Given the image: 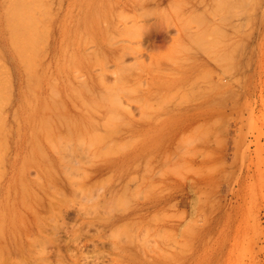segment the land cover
I'll use <instances>...</instances> for the list:
<instances>
[{"label": "rangeland", "instance_id": "rangeland-1", "mask_svg": "<svg viewBox=\"0 0 264 264\" xmlns=\"http://www.w3.org/2000/svg\"><path fill=\"white\" fill-rule=\"evenodd\" d=\"M0 162L48 180L0 261L264 264V0H0Z\"/></svg>", "mask_w": 264, "mask_h": 264}, {"label": "bare ground", "instance_id": "bare-ground-1", "mask_svg": "<svg viewBox=\"0 0 264 264\" xmlns=\"http://www.w3.org/2000/svg\"><path fill=\"white\" fill-rule=\"evenodd\" d=\"M187 1V0H186ZM241 1V0H240ZM171 2H172V0H171ZM232 2V1H231ZM173 3H175V2H173ZM172 3V4H173ZM180 3V2H179ZM237 3V2H236ZM232 4H234L233 2H232ZM170 5V4H169ZM176 5V4H175ZM139 6H141V5H139ZM142 7V6H141ZM144 7V6H143ZM142 7V8H143ZM172 7V6H171ZM175 7V6H174ZM194 7V6H193ZM236 7V6H235ZM166 8V7H165ZM105 9V8H104ZM117 9V8H116ZM159 8H157V10H158ZM162 9V8H161ZM142 10V9H141ZM163 10V9H162ZM117 11V10H116ZM136 11H137V9H136ZM146 11V10H145ZM161 11V10H160ZM97 12H99L98 10H97ZM96 12V13H97ZM143 12H144V10H143ZM147 12V11H146ZM176 12H178V11H176ZM241 12V11H240ZM116 13V12H115ZM119 13V12H118ZM132 13H134V12H132ZM98 14V13H97ZM111 14V13H110ZM147 14V13H146ZM236 14V13H235ZM112 15V14H111ZM228 15V14H227ZM142 16V15H141ZM229 16V15H228ZM134 17V16H133ZM143 17H145V15L143 16ZM236 17V16H235ZM131 18V17H130ZM161 18V17H160ZM146 17L143 19L144 21L143 22H146ZM148 19V18H147ZM159 19V18H158ZM190 19V18H189ZM153 20V19H152ZM242 20V19H241ZM240 20V21H241ZM184 21V20H183ZM192 21V20H191ZM202 21H203V19H202ZM142 22V21H141ZM207 22H209V21H207ZM206 22V23H207ZM212 22V21H211ZM139 23H140V21H139ZM139 23H137V24H135L134 23V25L136 26V28L138 27L137 25L139 24ZM115 24V23H114ZM123 24V23H122ZM203 24V23H202ZM209 24V23H208ZM231 24V23H230ZM140 25H141V27L142 28H138L140 31H138V33L140 32V33H142L141 35H143V36H145V37H141V38H151L152 39V37L154 38V36H156V31L157 30H159L160 29V27L162 26V24H160L159 25V22H157V21H154V22H151L150 20L148 21V22H146V23H140ZM189 25V24H188ZM213 26L215 25V24H212ZM211 25V26H212ZM116 26V25H115ZM219 26V25H218ZM231 26V25H230ZM126 27V26H125ZM199 27V26H198ZM214 27H216V25L214 26ZM238 27H239V25H238ZM237 27V28H238ZM203 28H204V26H203ZM218 28V27H217ZM222 28V27H221ZM142 29V30H141ZM201 29V28H200ZM199 29V30H200ZM205 29V28H204ZM207 29V28H206ZM210 29H211V27H210ZM216 28H214V30H215ZM232 30H233V28H231ZM186 30H188V29H186ZM225 30V29H224ZM239 30V29H238ZM213 31V30H212ZM218 31V30H217ZM221 31V30H220ZM227 31V30H226ZM235 31V30H234ZM236 31H237V29H236ZM235 31V32H236ZM188 32V31H187ZM196 32H198V30L196 31ZM201 32V31H200ZM199 32V33H200ZM209 32V31H208ZM229 32V31H228ZM192 33V32H191ZM198 33V34H199ZM210 33H212V32H210ZM216 33V32H215ZM107 34V33H106ZM189 35H190V33H188ZM197 34V33H196ZM203 34V33H202ZM201 33H200V35H202ZM228 34H231V32L230 33H228ZM232 34H234V32H232ZM239 34V33H238ZM242 34V33H241ZM244 34V33H243ZM139 35V34H138ZM193 35V34H192ZM204 35V34H203ZM246 35V34H245ZM140 36V35H139ZM225 36V35H224ZM188 37V36H187ZM242 37V36H241ZM116 38V37H115ZM189 38V37H188ZM192 38V36L189 38V40ZM204 38V37H203ZM223 39H224V37H222ZM248 38V37H247ZM109 39H110V37H109ZM114 39V38H113ZM151 39H150V42L152 43V41H151ZM157 39V38H156ZM193 39H195V38H193ZM115 40V39H114ZM122 39H120V40H118L117 42H119V41H121ZM139 40V39H138ZM141 40V39H140ZM198 40V39H197ZM218 40V39H217ZM228 40H230V39H228ZM240 40V39H239ZM99 41V40H98ZM107 41L109 42V40L107 39ZM107 41H106V43H107ZM111 41V40H110ZM125 41V40H124ZM123 40H122V42H124ZM144 41V40H143ZM155 41V40H154ZM203 41V40H202ZM206 41V40H205ZM224 41V40H223ZM101 42V41H100ZM136 42V41H135ZM149 42V41H148ZM197 42V41H196ZM209 42H210V39H209ZM213 42V41H212ZM226 42V41H225ZM248 42H250V41H248ZM115 43H116V41H115ZM114 43V44H115ZM191 43H193V42H191ZM217 43V42H216ZM230 43V42H229ZM198 44V43H197ZM202 44V43H201ZM209 44V43H208ZM247 44V43H246ZM101 45H103V44H101ZM113 45V44H112ZM125 45V44H124ZM196 45V44H195ZM227 45V44H226ZM121 46H123V45H121ZM126 46H128V45H126ZM126 46H124V47H126ZM200 46V45H199ZM202 46V45H201ZM213 46V45H212ZM223 46V45H222ZM221 46V47H222ZM229 46V45H228ZM239 46V45H238ZM129 47H130V45H129ZM183 47V46H182ZM181 47V48H182ZM186 47H188V46H186ZM185 47V48H186ZM208 47V46H207ZM224 47V46H223ZM230 47H231V45H230ZM229 47V48H230ZM127 48V47H126ZM176 48V47H175ZM200 48V47H199ZM210 48V47H209ZM215 48V47H214ZM218 48V47H217ZM216 48V49H217ZM111 49V48H110ZM128 49H130V50H132V48H128ZM177 49V48H176ZM184 49V48H183ZM192 49V48H191ZM233 49V48H232ZM238 49H239V47H238ZM113 50V49H112ZM125 50V49H124ZM134 50V49H133ZM132 50V51H133ZM178 50V49H177ZM176 50V51H177ZM186 50H187V48H186ZM212 50V49H211ZM222 50V49H221ZM111 51V50H110ZM115 51V50H114ZM125 51H127V49L125 50ZM125 51H123V52H125ZM135 51V50H134ZM176 51H174V52H176ZM183 51H185V50H183ZM182 51V52H183ZM191 51V50H190ZM214 51H216V50H214ZM181 52V51H180ZM220 52V51H219ZM117 53H118V51H117ZM126 53H128V52H126ZM126 53H124V55L126 54ZM136 53V52H135ZM205 53H207V52H205ZM233 53V52H232ZM250 53H252V52H250ZM114 54V53H113ZM113 54H112V56H113ZM209 54V53H208ZM214 54V53H213ZM218 54V53H217ZM220 54H222V55H224L223 53H220ZM219 54V55H220ZM114 55H116V54H114ZM123 55V56H124ZM137 55H138V53H137ZM136 55V56H137ZM250 55V54H249ZM120 56V55H119ZM118 56V57H119ZM122 56V57H123ZM186 56V55H185ZM114 57V56H113ZM122 57L120 56V58L122 59ZM140 57V56H139ZM209 57V56H208ZM212 58V57H211ZM217 58V57H216ZM223 58V57H222ZM222 58H219V60L220 59H222ZM124 59V58H123ZM169 59V58H168ZM213 59H215V57L213 58ZM118 60V62L120 61V59L118 58L117 59ZM182 60V59H181ZM186 60V59H185ZM216 60V59H215ZM170 61V60H169ZM180 61V60H179ZM189 61V60H188ZM235 61V60H234ZM15 62V61H14ZM172 62V61H171ZM186 62V61H185ZM225 62V61H224ZM232 62V61H231ZM161 63V62H160ZM235 63V62H234ZM220 64V63H219ZM227 65V64H226ZM221 66H223V65H221ZM234 66V65H233ZM225 67V66H224ZM222 69V68H221ZM173 70V69H172ZM160 72V71H159ZM158 72V73H159ZM189 72V71H188ZM187 72V73H188ZM170 75V74H169ZM185 75V74H184ZM17 76H18V79L20 78V75H19V72L17 71ZM188 78H189V76L186 74L184 77L182 76V77H178L177 79H174V80H168L167 82H165L164 83V85H163V87L165 88H167V90L169 89V88H173L174 86H177L178 84H182V83H184V84H188L187 82H189L188 81ZM232 78V77H231ZM190 79V78H189ZM207 79V78H206ZM234 79V78H233ZM192 80V79H191ZM198 81V80H197ZM218 81V80H217ZM186 82V83H185ZM207 83H208V81H207ZM193 85V84H192ZM207 86V85H206ZM210 86V85H209ZM223 86V85H222ZM217 87V86H216ZM205 89V88H204ZM229 89V88H228ZM201 90V89H200ZM207 90V89H206ZM234 90V89H233ZM199 91V90H198ZM236 92V91H235ZM218 93H220V92H218ZM217 94V93H216ZM91 95V94H90ZM201 96V95H200ZM216 96V95H215ZM96 98H98L97 97V95L95 96ZM167 97V96H166ZM94 98V97H93ZM198 98V97H197ZM215 98V97H214ZM222 98V97H221ZM65 100V99H64ZM66 101V100H65ZM179 101V100H178ZM177 102V101H176ZM175 103V102H174ZM175 105V104H174ZM199 105V104H198ZM192 106V105H191ZM201 106V105H200ZM91 107V106H90ZM202 107H204V106H202ZM156 108H158V107H156ZM200 108V107H199ZM91 109V108H90ZM95 109V108H94ZM93 109V110H94ZM167 110V109H166ZM189 110V109H188ZM121 119V118H120ZM60 122L63 124V126H60V125H58L59 126V128L61 129V127H63L64 129L63 130H65L64 131V133H66L67 134V136H68V134L71 136L72 135V137H73V135H75V133H76V131H77V135H80L81 134V132L79 131V130H81V129H75V128H72V127H67V126H65L66 125V120L63 118V119H61L60 120ZM148 123H150V122H148ZM151 126H154L153 124H151ZM136 130L135 131H138L139 129H137V128H135ZM78 131H79V133H78ZM81 137V136H80ZM73 139H74V137H73ZM127 161V158L126 157H123V159H121V160H116V162L114 161V162H111L110 164H108V165H106L105 166V170H110V171H115L116 170V168H117V163H125ZM102 167H100L99 169H96V170H99V171H101L100 169H101ZM103 169H104V167H103ZM13 167H12V164L10 165V168H9V166L7 167L6 165H4V164H2L1 162H0V219L1 218H5V222L3 223V224H1L0 225V233L3 231L4 232V230H5V232L3 233L2 232V234H0V237L1 238H3V239H1L0 238V251H3L2 252V254L4 253L5 254V248H7V250H6V252L8 251V253H6V256L5 257H7L8 258V256L11 254L10 252L14 249H17V247L18 246H16V248H15V242H16V239H15V237H17L16 235L19 233H17L16 231H19V229H17L16 230V228L14 227V223L16 222L17 223V219L15 218L16 216H17V212L15 213L14 211H15V209H17V208H15L14 209V207H16V204H20L19 205V208H21V210H19L18 212H19V214H18V217L20 218V220H21V223H29V222H27L28 221V218H29V213L26 211V209L25 208H28L29 210H31V208H33L34 209V207H33V205H30V203H29V205L30 206H28V202L29 201H27L26 202V195L28 194V195H30V196H34L35 197V195L38 193V191H45V189H46V187L44 188L43 187V184H47L48 182V180L47 179H45L46 181H44V182H40V181H42V179L40 180V179H36L35 181L36 182H34L33 181V183L35 184V185H37L38 187H37V189H38V191L37 190H33V191H31L30 189H28V181L29 180H27L26 178L25 179H23V180H21L22 181V183L20 182L19 183V181H18V179H16V177H15V175L13 174ZM98 171V172H99ZM94 172H97V171H95L94 170ZM101 172H103V171H101ZM10 173V174H9ZM27 180V181H26ZM34 180V179H33ZM39 181V182H38ZM45 182H47V183H45ZM38 183V184H37ZM39 183H41V184H39ZM31 186V185H30ZM45 186V185H44ZM32 187V186H31ZM31 187H29V188H31ZM35 187V186H34ZM35 189V188H34ZM19 195H21V196H19ZM18 196H19V199L17 200V198H18ZM33 198V197H32ZM34 200V199H33ZM33 202V201H32ZM35 202V201H34ZM18 210V209H17ZM35 210V209H34ZM16 214V215H15ZM30 225V224H29ZM26 227V226H25ZM4 228V229H3ZM15 228V229H14ZM27 228V227H26ZM27 229H29V228H27ZM31 231V230H30ZM23 232H25V231H23ZM27 233V232H26ZM30 233V232H29ZM20 235V234H19ZM25 235H27V234H25ZM30 235V234H29ZM3 236V237H2ZM29 237V236H28ZM3 240V241H2ZM22 240V237H21V239L19 240V241H21ZM29 242V241H28ZM27 244V243H26ZM28 244H30V242L28 243ZM27 244V245H28ZM18 245V244H17ZM33 245V244H32ZM26 247H28V246H26ZM23 248V247H22ZM18 249H19V247H18ZM17 249V250H18ZM27 249V248H26ZM9 250H11V251H9ZM23 250H24V248H23ZM29 250V249H28ZM20 251H21V247H20ZM1 254V253H0ZM9 254V255H8ZM10 257V256H9ZM11 257H12V255H11ZM10 257V258H11ZM3 258H4V255H3ZM9 258V259H10ZM4 260H7V259H5L4 258ZM3 260V261H4ZM11 260H12V258H11ZM3 261H0V263H7L8 262V264H12L11 263V261H6V262H3ZM13 262H16V261H13ZM17 263V262H16Z\"/></svg>", "mask_w": 264, "mask_h": 264}]
</instances>
